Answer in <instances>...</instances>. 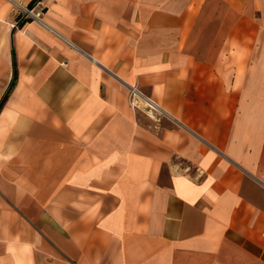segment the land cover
<instances>
[{"label":"crops","instance_id":"crops-1","mask_svg":"<svg viewBox=\"0 0 264 264\" xmlns=\"http://www.w3.org/2000/svg\"><path fill=\"white\" fill-rule=\"evenodd\" d=\"M19 2L0 264H264V0H43L20 25Z\"/></svg>","mask_w":264,"mask_h":264},{"label":"built area","instance_id":"built-area-1","mask_svg":"<svg viewBox=\"0 0 264 264\" xmlns=\"http://www.w3.org/2000/svg\"><path fill=\"white\" fill-rule=\"evenodd\" d=\"M23 1H27L25 6H23L20 2L16 3V8L18 10L17 24H21L28 20H40L43 13V0ZM127 101L130 108L135 111L142 112L151 119L162 116V111L157 104L150 98L146 97L136 86H129Z\"/></svg>","mask_w":264,"mask_h":264},{"label":"trees","instance_id":"trees-1","mask_svg":"<svg viewBox=\"0 0 264 264\" xmlns=\"http://www.w3.org/2000/svg\"><path fill=\"white\" fill-rule=\"evenodd\" d=\"M20 25V24H19ZM3 102H4V100L1 102V104H0V108H1V106H2V104H3Z\"/></svg>","mask_w":264,"mask_h":264},{"label":"rangeland","instance_id":"rangeland-1","mask_svg":"<svg viewBox=\"0 0 264 264\" xmlns=\"http://www.w3.org/2000/svg\"><path fill=\"white\" fill-rule=\"evenodd\" d=\"M155 117V116H154Z\"/></svg>","mask_w":264,"mask_h":264}]
</instances>
